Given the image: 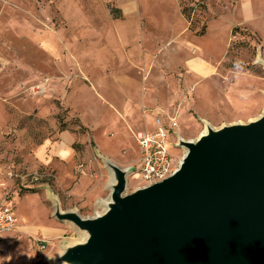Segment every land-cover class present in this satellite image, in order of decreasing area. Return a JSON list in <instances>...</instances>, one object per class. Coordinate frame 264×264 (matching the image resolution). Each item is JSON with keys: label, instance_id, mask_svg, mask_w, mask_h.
<instances>
[{"label": "rangeland", "instance_id": "rangeland-1", "mask_svg": "<svg viewBox=\"0 0 264 264\" xmlns=\"http://www.w3.org/2000/svg\"><path fill=\"white\" fill-rule=\"evenodd\" d=\"M173 2L186 23L180 41L188 45L189 52L210 63L212 70L190 81L184 80L187 69L170 70L183 63L179 57L168 56L173 55V41L161 54L158 50L149 54L151 59L146 62L138 54L131 57L130 48L123 47L127 62L132 59L140 74L133 72L135 78L130 83L135 89L136 78H140L139 103L134 105L137 118L145 119L144 114L172 105L177 111V134L191 139L203 130L202 119L219 126L257 116L264 107V67L256 62L258 54L264 59V0ZM123 3L0 0V200L15 204L16 198L37 199L45 207L44 225L61 228L58 234L46 237L24 226L1 237L0 264H51L50 258L62 244L77 238L69 224L52 216L45 186L58 195L63 209L76 206L82 215L99 211L96 196L99 190L104 197L108 194L107 189H100L108 175L96 150L109 158L113 157L108 152L125 158L128 161L122 164L112 160L121 167L134 168L127 178V192L140 186L139 149L135 130L130 129L139 121L130 124L109 93L129 82L120 73L115 79L112 67L126 61L127 56L122 61L119 47L111 46L117 40L108 39L109 32L124 22ZM164 5L168 8V3ZM157 9L159 5L150 6L152 12ZM126 33L122 34L124 40ZM151 33L133 32L128 40L136 43L145 39V48L153 49ZM159 37L165 42L168 30ZM157 54L154 72L161 63L164 69L156 72L160 82L154 85V73L149 72ZM165 77H174L175 83H167ZM163 90L168 91L165 102L147 104L145 96ZM61 133L73 149L72 159L64 163L57 159L32 161L37 146L58 142ZM167 146L178 164L184 149L173 142ZM25 205L16 203L20 220L42 219L32 202L28 208Z\"/></svg>", "mask_w": 264, "mask_h": 264}, {"label": "water", "instance_id": "water-1", "mask_svg": "<svg viewBox=\"0 0 264 264\" xmlns=\"http://www.w3.org/2000/svg\"><path fill=\"white\" fill-rule=\"evenodd\" d=\"M202 122L195 138L177 134L184 152L168 177L130 192L134 168L96 150L108 194L92 215L63 209L46 185L52 216L77 233L51 264H264V107L244 122Z\"/></svg>", "mask_w": 264, "mask_h": 264}, {"label": "crops", "instance_id": "crops-1", "mask_svg": "<svg viewBox=\"0 0 264 264\" xmlns=\"http://www.w3.org/2000/svg\"><path fill=\"white\" fill-rule=\"evenodd\" d=\"M146 3L149 7L146 6ZM164 3H168V8L165 7ZM123 4H124L123 7L125 10L126 16L124 18L123 24L120 23L121 25L119 29H117L116 31L109 32L108 39H113V41L114 39L117 40V43L114 42V45L110 44L111 46H118L119 51L121 53H123V50H124L123 47L124 48L129 47L130 52H131L130 54L131 57L133 54H138L141 56V59H143L142 61L146 62L147 59H151L150 55L153 52L155 53L158 50L161 54L164 51L163 48H165L166 45L172 46L173 44H176V46L171 48L173 55H168V56L169 58H171V56L172 58L179 57L180 59H182L183 63L178 66H175L174 68L170 70L175 71L180 67L187 69V71L184 73V80L185 78H187V80L189 81L191 80V78L193 79L197 76L201 77V75H206L210 73V71L212 70V65L206 62L205 60H202L199 56L192 54L191 51L189 52L188 45H186L184 41H180L182 39L181 34L186 31V23L181 13L177 11V8L175 7L176 6L175 2H173V0H124ZM153 4H155L156 7L157 5H159V11L157 9L158 12L150 11V6ZM173 7L176 8V11ZM132 28L137 29V31H133ZM125 30L127 31L126 40H124L123 38V35H125L124 34ZM151 30H152L151 46L153 45V49L145 48V44H146L145 39L143 42L137 41L136 43H132L130 40H128V38H130L131 36V33L133 32H136V33L139 32L140 34L144 33L145 35H149V32ZM166 30H168L169 32V37L165 42H162V40L159 39L160 38L159 35H161L162 31L164 32ZM169 41H173V44L172 43L167 44ZM122 55L123 57L121 60L124 61L127 55L126 53H123ZM157 58H158V54L152 59V67H151L152 72L151 71L149 72V75L154 73V80H153L154 82H151L154 85L160 82L156 75V72L158 70L164 69L163 63H161L157 65L158 66L157 70L154 72V68L157 63ZM127 59H128V56L126 58V61H124L123 63L120 62L118 64H115L112 67V72L113 73L115 72V79L117 78V74L120 73L122 74V76L125 77V80L129 82L119 84L121 86L119 89L116 88V90H110L109 93H110V97L117 100L116 101L117 104L121 107L122 112L126 115V119L128 117L129 123L131 124L133 123V121H137L138 119L137 112L134 108L135 106H137V103H139V99L137 98V95L139 94V90H140V78L139 77L136 78V88L135 89L132 88V85L130 83L133 80V77L135 78V75H133V72H135V74L138 76L139 71L134 66L135 62L132 59H131V62H127ZM140 63L142 64V62ZM167 70H169V68ZM100 77H101V74L99 73V78ZM165 78L168 81L167 83H172V84L175 83L174 77H172V79L170 77H165ZM172 91L173 89H170L169 93H171ZM167 92L168 91L163 90V91H158V92L149 94L148 96H145L147 104L155 105V104H161L165 102L166 100L165 95H167ZM130 98L133 100L132 101L133 103L128 102ZM161 108H163L161 110H163V112L166 114H174L176 112V110L173 108L172 105H169L166 108L165 107H161ZM160 113H161L160 110H153L152 112H148L147 114H144L145 119H142V120L138 119L139 123L137 122L136 126L134 127L130 126V129L135 130L133 131V136H134V133L139 132V131L153 130L155 128V117L158 116ZM59 138H60L59 141L56 143L49 142V143H43L37 146L31 155L32 161L39 162V163H42V162L46 163L50 161L51 159H57L58 161H63L64 163V161L72 159L73 149L65 141L67 137L65 136L63 140V134L61 133ZM100 146H102L106 150V147L103 146V144H100ZM108 153L107 154L110 155V157H113L110 159H116L118 163L122 164V163H126L124 161H128L125 158L113 156L110 152ZM107 175H108V172H107ZM108 177L109 175L103 182V185H102L103 187L101 186L100 189H103V188L104 190L106 189L105 186H106ZM46 196H47V193H46ZM96 197H97L96 199L99 200L103 198L104 196L99 190V192H97ZM16 199H15V204L10 200L7 202H9L14 208V212H15V215L18 221L17 231L23 229L22 227L24 226H28L29 228H32L34 232L36 233L41 232V234L46 237H51L61 232V228L44 225V223L47 221L45 207L42 204H40L37 201V199L35 200L34 198L30 196L26 197L24 200H21V199L16 200ZM1 201L6 202L5 200H2V199L0 200V202ZM18 201L24 202L26 204L25 205L26 208H28V204L32 202L36 207H38L39 211L42 213L43 215L42 219L38 220V219L22 217L20 220V218H18L16 211H15V208H16L15 206ZM77 209L80 211L79 207ZM23 211L27 212V210L25 209ZM10 233H12V231L3 232L0 235V238L3 236H7Z\"/></svg>", "mask_w": 264, "mask_h": 264}, {"label": "built area", "instance_id": "built-area-1", "mask_svg": "<svg viewBox=\"0 0 264 264\" xmlns=\"http://www.w3.org/2000/svg\"><path fill=\"white\" fill-rule=\"evenodd\" d=\"M155 117V128L149 131L134 133L138 145V162L140 186L152 184L168 177L176 168L175 156L167 143L177 138V111L166 114L160 110ZM134 171V169H133ZM18 221L13 206L9 202H0V235L3 232L15 231Z\"/></svg>", "mask_w": 264, "mask_h": 264}, {"label": "flooded vegetation", "instance_id": "flooded-vegetation-1", "mask_svg": "<svg viewBox=\"0 0 264 264\" xmlns=\"http://www.w3.org/2000/svg\"><path fill=\"white\" fill-rule=\"evenodd\" d=\"M177 143H178V139L176 138V139H174V146L179 148L178 146H176Z\"/></svg>", "mask_w": 264, "mask_h": 264}]
</instances>
